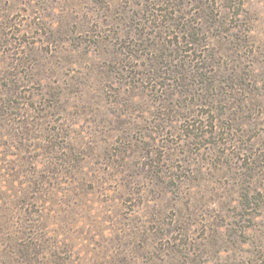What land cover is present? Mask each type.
Here are the masks:
<instances>
[{"label":"rangeland","instance_id":"374dc122","mask_svg":"<svg viewBox=\"0 0 264 264\" xmlns=\"http://www.w3.org/2000/svg\"><path fill=\"white\" fill-rule=\"evenodd\" d=\"M0 264H264V0H0Z\"/></svg>","mask_w":264,"mask_h":264}]
</instances>
